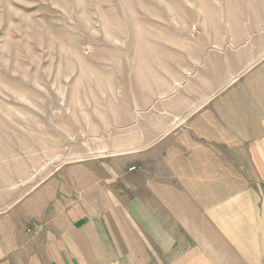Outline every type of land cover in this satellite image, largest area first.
<instances>
[{"label":"rangeland","instance_id":"rangeland-1","mask_svg":"<svg viewBox=\"0 0 264 264\" xmlns=\"http://www.w3.org/2000/svg\"><path fill=\"white\" fill-rule=\"evenodd\" d=\"M263 42L264 0H0V239L27 252L62 221L79 232L88 182L139 170L109 143L145 69Z\"/></svg>","mask_w":264,"mask_h":264},{"label":"crops","instance_id":"crops-1","mask_svg":"<svg viewBox=\"0 0 264 264\" xmlns=\"http://www.w3.org/2000/svg\"><path fill=\"white\" fill-rule=\"evenodd\" d=\"M196 57L145 69L113 130V159L139 170L88 182L79 232L62 221L27 252L0 239V264H264V42Z\"/></svg>","mask_w":264,"mask_h":264}]
</instances>
